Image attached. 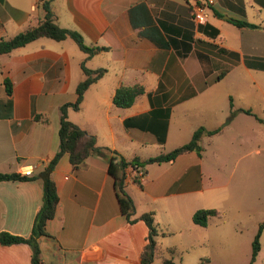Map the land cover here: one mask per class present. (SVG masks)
I'll list each match as a JSON object with an SVG mask.
<instances>
[{
    "label": "crops",
    "instance_id": "1",
    "mask_svg": "<svg viewBox=\"0 0 264 264\" xmlns=\"http://www.w3.org/2000/svg\"><path fill=\"white\" fill-rule=\"evenodd\" d=\"M44 1L0 0V38L37 26L45 18ZM203 1L54 0L52 12L62 28L79 32L87 46L103 41L111 49L89 58L72 39L41 38L0 55V175L22 176L26 167H36L34 179L0 182V233L32 235L47 169L59 151L60 109L76 102L86 78L84 63L106 73L86 91L80 110L68 109V120L96 137L99 147L127 162L137 160L146 176L137 184L127 178L129 167L125 171V191L136 208V222L130 224L109 172L112 154L92 155L79 169L63 155L50 174L60 202L46 226L48 236L39 239L42 263L142 264L150 229L140 217L153 213L160 233L167 232L157 237L154 264L171 259L169 248L178 252L175 264L204 259L214 264L204 252L189 254L186 261L180 250L210 245L204 232L214 217L201 227L193 216L222 208L231 183L220 182L215 173L227 169L213 172L196 152L172 163L145 164L189 143L200 128L218 131L205 135L203 144L223 138L237 119L256 115L253 103L243 101L264 87V0H215L208 24L198 26L191 11ZM134 85L143 86L145 94L130 108L115 107L117 89ZM170 232L186 235L172 243L166 241ZM32 259L28 244H0V264H32Z\"/></svg>",
    "mask_w": 264,
    "mask_h": 264
},
{
    "label": "trees",
    "instance_id": "2",
    "mask_svg": "<svg viewBox=\"0 0 264 264\" xmlns=\"http://www.w3.org/2000/svg\"><path fill=\"white\" fill-rule=\"evenodd\" d=\"M53 1L54 0H46L44 2H41V6L45 12V18L37 26L28 28L27 30L9 39L0 38V55L11 54L13 51L23 48L41 38H48L57 42H61L66 39H72L80 47V49L88 55L89 58L95 56L98 53L106 52L111 49V47L103 41H100L98 44L93 46H87L82 35L79 32L62 28L54 19L51 8ZM231 22L238 27L248 25L245 22L235 20H232ZM82 70L86 78L77 87L76 102L66 104L60 109L61 120L58 132L59 151L55 155L47 169V176L44 179L43 205L37 215L31 237L26 239L23 237L11 235L6 232L0 233V244L2 245H30L33 249L32 264H43L39 239L44 236H48L46 232V226L49 221L55 218L60 202L56 184L50 178V174L55 169L60 158L65 154L69 155L70 162L75 169H79L80 167H82L88 157L92 155L104 156L108 153L112 154V157L110 159L109 172L115 179L116 193L120 204L121 213L130 224L136 222V219H134L136 211L135 204L131 197L125 191V171L128 167L137 165V160L127 162L117 152L112 151L108 148L99 147L97 145L96 137L89 135L86 131L82 130L80 127L68 120V109L72 108L75 111L80 110L86 91L92 84L97 82L106 73V70L104 69H87L84 63L82 64ZM5 86L8 95L11 96L13 94V89L12 83L9 79L5 80ZM144 94L145 89L141 85L121 86L117 89L113 97V104L117 108H130L135 103L136 99ZM35 120H43L47 122V119L44 116H37L35 117ZM217 133L218 131L209 132L204 128H200L194 133L189 143L178 147L167 154L161 153L156 157L150 158L145 161V164L150 165L172 163L179 156L191 152H196L202 157L203 147L201 143L203 137L205 135L213 136ZM163 142L164 141H162V143ZM29 179H34V177L25 178L17 174L0 175V182L22 181ZM219 214L220 213L217 210H199L194 214L193 222L198 226L207 227L209 220L213 217H220ZM140 220H143L150 229L149 242L142 253L141 261L142 264H154L156 254L159 250L157 237L165 235V233H160V231L158 230V225L155 223L153 213L142 215L140 217ZM263 229L264 225L260 226L259 231L253 241V250L250 264H255L257 257L261 251L260 238ZM166 252L171 259L164 260L162 264H175L173 262V258L178 255L177 250L175 248H169L166 250ZM201 264H209V260L204 259Z\"/></svg>",
    "mask_w": 264,
    "mask_h": 264
},
{
    "label": "rangeland",
    "instance_id": "3",
    "mask_svg": "<svg viewBox=\"0 0 264 264\" xmlns=\"http://www.w3.org/2000/svg\"><path fill=\"white\" fill-rule=\"evenodd\" d=\"M245 95L243 102L251 101L257 116L237 119L228 125L225 138H207L202 144L206 167L215 172L224 165L225 173L216 172L215 176L222 183L229 181L231 186L223 194L222 208L217 210L220 217H214L204 232L210 236V245L201 247L198 243L189 252L180 250L186 261L189 254L204 252L214 264H250L253 241L264 225V87L254 93V98ZM185 235L170 232L166 241L177 242ZM260 245L255 264H264V229Z\"/></svg>",
    "mask_w": 264,
    "mask_h": 264
},
{
    "label": "built area",
    "instance_id": "4",
    "mask_svg": "<svg viewBox=\"0 0 264 264\" xmlns=\"http://www.w3.org/2000/svg\"><path fill=\"white\" fill-rule=\"evenodd\" d=\"M215 5V0H204L202 3L196 4L192 11V20L198 26H205L209 22L210 10ZM35 166L26 167L22 176L25 178H31L34 175ZM128 179L134 183L141 184L146 176V171L141 165H134L129 167Z\"/></svg>",
    "mask_w": 264,
    "mask_h": 264
},
{
    "label": "water",
    "instance_id": "5",
    "mask_svg": "<svg viewBox=\"0 0 264 264\" xmlns=\"http://www.w3.org/2000/svg\"><path fill=\"white\" fill-rule=\"evenodd\" d=\"M44 175H45V173H44Z\"/></svg>",
    "mask_w": 264,
    "mask_h": 264
}]
</instances>
